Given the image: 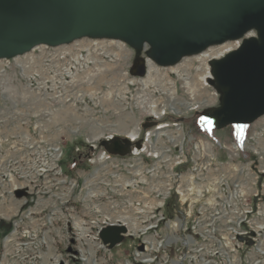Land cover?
<instances>
[{
    "label": "rangeland",
    "instance_id": "rangeland-1",
    "mask_svg": "<svg viewBox=\"0 0 264 264\" xmlns=\"http://www.w3.org/2000/svg\"><path fill=\"white\" fill-rule=\"evenodd\" d=\"M111 41L117 40L85 37L56 49L47 47L54 49L53 60L61 64V69L54 70L53 77L44 71L36 72L37 77L42 75L45 81L54 79L60 84L68 62L71 69L72 55L73 63L81 65L55 94H48L45 83L21 74L22 58L6 61L12 69L0 73V264H199L201 252H234L242 261L237 264L264 260V249L261 252L255 245L260 239L264 241V235L257 233L254 242L253 234L243 240L239 236L240 230L257 229L259 212L246 217L251 207L264 212V116L250 127L252 138L246 149L252 150L253 157L245 161L231 145V140L238 138L237 126L219 129L202 113L206 107L218 105L223 96L211 74L212 62L238 49L239 41L219 57L213 54L205 62L200 60L214 49H224L226 43L195 56L199 61L190 63L188 57L173 69L159 68L158 73L154 70L156 64L153 69L151 63L148 65L150 50L146 52V48H130L103 58L101 50L117 49ZM63 51L72 53L68 60L61 56ZM83 51L85 60L76 63L74 56ZM30 54L39 56L40 61L21 63L24 72L33 70V64L37 68L48 62L47 52L42 55L35 48ZM85 64L89 66L85 68ZM199 72L208 73L207 80L202 81ZM144 122H149L148 128L143 127ZM131 132H141L148 140L147 151L140 155L144 158L142 164L133 155L98 159L103 151L98 144L105 135L125 136ZM216 138L227 143V153L211 144ZM55 144L64 150L56 169H62V173L54 170L42 174L44 167L52 170L51 164L45 165L46 153ZM183 144L188 161L185 156L179 165L177 155ZM91 155V161L85 159ZM80 156L85 160L73 166L72 160ZM139 170L143 174L138 175ZM174 171L184 177H176ZM89 179L92 183L87 186ZM162 180L169 181L174 192L165 206L159 207L162 189L154 188ZM234 183L241 189L236 197ZM17 185L22 189L15 188ZM182 187L187 196L183 202L176 201L175 190ZM18 190L25 193L19 196ZM246 202L252 205L245 206ZM202 204L205 227L211 232L202 235L199 248L206 250L181 251L182 239L191 236L194 242L197 237L191 228L196 226ZM243 206L247 207L245 211ZM159 210L167 218H174H168L170 221L165 220L154 231L150 227ZM185 214H189L187 224L181 227ZM236 218L238 221L233 222ZM245 218L246 226L240 224ZM106 220L127 222L129 235L121 244L109 247L100 232L97 236ZM234 228L238 238L232 241ZM173 235L176 243L170 247L165 239ZM134 252L143 255L145 261L154 260L133 261Z\"/></svg>",
    "mask_w": 264,
    "mask_h": 264
},
{
    "label": "water",
    "instance_id": "water-1",
    "mask_svg": "<svg viewBox=\"0 0 264 264\" xmlns=\"http://www.w3.org/2000/svg\"><path fill=\"white\" fill-rule=\"evenodd\" d=\"M252 29L257 36L245 38L238 49L213 61L222 102L204 115L217 128L250 124L264 115V0H0V58L39 44L93 37L124 40L137 49L149 42V55L169 66ZM132 145L121 136L100 141L109 153L122 156ZM136 146L141 147V141ZM24 193L17 191L19 196ZM125 233L126 226L110 224L101 238L113 247Z\"/></svg>",
    "mask_w": 264,
    "mask_h": 264
},
{
    "label": "built area",
    "instance_id": "built-area-1",
    "mask_svg": "<svg viewBox=\"0 0 264 264\" xmlns=\"http://www.w3.org/2000/svg\"><path fill=\"white\" fill-rule=\"evenodd\" d=\"M42 46H44V47H41V48H38L37 47L36 49L40 50V52H41L42 55H44V53L47 52L48 56H51L52 57V59L49 58L48 56L45 57V60L48 61L45 64H50L48 67H46V65L44 64L45 67L42 65V66H38L36 68L35 64H33V70H30L28 73L27 72H24L23 71V67H21V65H22L21 63L22 62L25 63L29 59H31L29 61H35V63H39V61L37 60V58L39 56L29 53V54H26L24 56H20V58H22V59H20L19 68L21 69V71H22L21 74L24 77H27L29 79H32L33 81H40L43 84L45 83L47 85L45 89H49L48 94H55L57 92V87H59V85L66 84V82L68 81L67 79L68 78H72L80 70L81 65L80 64L73 63V59L74 58H73L72 53H68V52L63 51L61 53V56L64 58V60H68V57L72 55L71 56L72 60L70 62H72L71 65L73 67H71V72L68 70V66H69V62H68L67 66H64V68H63L64 69L63 73L61 72L63 74V78H62L60 84H57L54 79H51L50 81H45L44 80V77L42 75H40L39 77H37L36 76L37 75L36 72L42 73V71H44V72H46L45 75H47V73L50 71V74H48V76L50 75V76L53 77L54 76V75H52L53 74V71L54 70L61 69L60 68L61 67V64H59V62H57V61H54L53 60L54 59V56L51 54L53 52V50L56 49V48H58V47H55L54 49H48V48H51V47H48V46H45V45H42ZM81 53L83 54L84 51L81 52ZM101 54H102L103 58L107 55L106 53H104L103 50H101ZM18 58L19 57L15 58L14 60L16 61ZM24 58L27 59V60H25ZM84 60H85V58H83L82 61H84ZM90 61L93 63V60H90ZM86 65L87 64H85V68L89 66V65H87V66ZM9 67H10V64L8 62L3 63V65L0 64V68H2V70H3L0 73H4L6 71V68H7V70H11L12 68H9ZM50 82H52V85L51 86H49V83ZM65 100L68 101V100H70V98L65 99ZM111 136L112 135H107V137H111ZM134 138H136V137L133 136V139ZM147 143H148V141H147ZM147 143L145 144V146L142 149L135 148L134 151H133V156H135L137 158H140L138 164H142L143 161H144V158L142 156H140V155H141L142 152L147 151V149H148L147 148ZM163 148H165V145H163ZM196 148H197V152H200V148H199V145L198 144H197ZM46 154H47L46 156H47L48 162L45 165L51 164L52 167H53V169L46 171L45 170V167H44V169L42 170L43 171L42 174H44L45 172H51V171H54V170L58 169V167L60 166L59 165L60 164L59 162H60V160L62 159V157L64 155V150H63V148H62V146L60 144H55L54 146H52V147L49 148V150H48V152ZM155 155H158V153L156 152ZM185 156H186V148L184 147V144H183V146L180 148V150H178V155H177L178 160H177V164H179V165L182 164V162L184 161L183 158ZM111 157H112L111 155L102 153V154H100L98 156V159L101 160V159H106V158H111ZM187 157L188 156L185 157L186 158L185 161H188ZM212 163H210V164H212ZM133 166H134V164H131V167H133ZM46 168H48V167H46ZM194 169L196 170L197 167H195ZM56 173L57 174L58 173H62V169H61V172H57V170H56ZM137 174L138 175H141V174H143V172L141 170H139ZM174 175L176 177H179V178L184 177V174L183 173L180 174V172H178V171H174ZM96 177H97V175H96ZM194 180H195V178H194ZM90 183H92V181L89 179V181H87V186H89ZM128 184H129V181L126 182V185H128ZM74 185H76V183H74ZM19 187H22V186H18L17 185L15 188L22 189V188H19ZM239 187H240V184H235L234 183V187L232 188L234 190V192H235L234 197H236V193L239 190H241ZM154 189L155 190L162 189V193L158 194V196L161 195V194H163L162 197H161V199H163V200H162L161 203L158 204V206L159 207L160 206L161 207L162 206H165L167 199L173 196V192H174L173 191V186H171V183L169 181L162 180V181H160V184H158ZM184 189L185 188L182 187L181 189H176L175 190L176 193L179 196L178 200H180L182 202H183V199L187 196V193H186V191ZM190 189H191V187H190ZM194 189L196 190L195 187H194ZM197 189H199V188H197ZM216 196L214 197L215 199L217 198ZM209 201L211 203V200H209ZM244 205L245 206H249V205H252V204H250L249 202H246V203H244ZM158 206H156V207H158ZM245 206H243V208H244L243 211H245L247 209V207H245ZM255 211H258L259 212V215H260V220L256 223L257 229H255L253 231H250V232H248V230H240L239 231V236H242V237H250L253 234L254 235L253 242L255 241V236H256L257 233L260 232L262 235H264V232H262L264 230H259V227L260 226H264V220H263L264 219V212L262 211V209L261 210H258L257 206H256V208L251 207V210H248V212L246 213V217H248L249 214L251 215ZM178 212L176 213V215L178 214ZM198 214H199V216H198V220L196 221V226H192V228H191L192 231L197 235V237H196V239H195L194 242H193V239H192L191 236H188V237L182 239V241H181V243L179 245V250H181V251H183L185 249H188V250H192L195 253H198L203 248L206 250V248L203 247V246H201L199 248V243H200V240L202 238V235L203 234L204 235L205 234L207 235L209 232H211L210 230H208L205 227L206 213H205V206L203 204L201 205V208H200ZM188 216H189V214H185L184 215V219H182L180 221L181 227H183V226H185L187 224V217ZM154 217L156 218V221L150 227L154 231L157 230L158 227H159V225L162 222H164L165 220H166V223L168 221H170V219H168V218H174V217H168L167 218L165 215H163L162 212H160V210L157 213H154ZM239 218L241 219V216ZM232 221L233 222H237L238 221V218L233 219ZM246 221H247V218L243 219L240 222V224L241 225L243 224V225L246 226ZM110 223H112V222L106 220L104 226H106V225H108ZM214 225L216 226V224H214ZM104 226H103V224L99 226V228H98L99 230H98L97 236L99 235L100 230ZM197 227H198V231L196 230ZM185 229L186 230H189V227H186ZM214 229H216V228H214ZM237 232H238V230H236V229L231 232L232 235H231V238L230 239L232 241L237 240V238H238V236H236V233ZM165 240L167 241V243H169V246L170 247L174 243H176V241H175L176 239H175L174 235L171 236V237L169 236L168 239H165ZM231 244H232V242H231ZM255 245H256V249H258V250H260L262 252L261 249H264V241L262 239H260V240H258V243H256ZM209 253H211L212 255H208L205 252H201L200 253V255H199V258H200L199 264H237V263H241L242 262L241 260H239V259L236 258V255L234 254V252H209ZM248 253H251V252H248ZM167 256H168L167 260L169 261V254L168 253H167ZM252 256L253 255L251 253V255L249 257L251 258ZM209 259H212V260H209ZM132 260L133 261H139V260H141L142 262H145L146 263L147 261L154 260V257L151 260L145 261V259L143 258V255H140L139 252H134V254L132 256ZM254 262H255V264H264V260L263 259L254 260Z\"/></svg>",
    "mask_w": 264,
    "mask_h": 264
},
{
    "label": "bare ground",
    "instance_id": "bare-ground-1",
    "mask_svg": "<svg viewBox=\"0 0 264 264\" xmlns=\"http://www.w3.org/2000/svg\"><path fill=\"white\" fill-rule=\"evenodd\" d=\"M114 44L115 45V43L117 44L116 46V50H113V49H109V50H105L104 51V53H106L107 55H110V53H112L113 55H118V54H120V53H124V52H126L127 50H129L131 47H129L127 44H125L124 42H122V41H119V40H117V41H111V44ZM65 45V44H64ZM89 45H91V43H89ZM120 45H125L126 47H127V49H124L122 46H120ZM227 45V46H226ZM60 46H63V45H60ZM224 46V49H220V48H218V49H214V50H212L211 51V54L209 55V56H204V57H202V58H200V60H202V62H205V61H207L206 59H208V57H213V54L215 55V56H218L219 57V55L221 56L224 52H225V50L227 49V48H232V47H234L235 48V44L234 43H231V42H226V44L225 45H223ZM222 46V47H223ZM40 47H44V46H40ZM40 47H38V48H40ZM105 49V48H104ZM133 50V49H132ZM232 52V51H231ZM230 53V52H229ZM27 54H29V53H27ZM207 54V53H206ZM24 55H26L25 53H24ZM23 54H22V56H24ZM20 56L21 55H19L18 57L20 58ZM82 56H83V58H85L84 57V55L81 53V54H78V55H76V56H74L75 57V62L76 63H79L80 61H82L83 60V58H82ZM111 56V55H110ZM217 57V58H218ZM186 58H188V57H186ZM194 58V59H193ZM190 59V63L192 62V63H194V61H196V60H198V58H195V57H191V58H189ZM222 59V58H221ZM40 61V60H39ZM199 61V60H198ZM44 63V62H43ZM189 63V64H190ZM22 64H23V62H22ZM37 64H39V63H37ZM188 64V63H187ZM188 64V65H189ZM191 65L192 64H190V66L189 67H191ZM204 65V64H203ZM212 65H213V62H212ZM174 66L175 65H169V66H167V68L169 67H172V69L174 68ZM193 66V65H192ZM71 67H73V66H71ZM153 65H151V68L153 69ZM185 67V66H184ZM156 68V67H155ZM159 68H161V67H157L156 69H154L155 71H157V73L159 72ZM202 69H203V67H201ZM185 69V68H184ZM183 70V69H182ZM186 70H188V68L186 69ZM186 70H183V72L186 74ZM70 72H71V69L69 70ZM200 71V70H199ZM206 72V71H205ZM205 72L204 73H202L201 74V72H199L201 75H203V77H202V81L204 80V79H206L207 80V74L208 73H206L205 74ZM53 73H54V71H53ZM48 74H50V71L48 72ZM190 74V73H189ZM205 74V75H204ZM211 74H213V71L211 72ZM54 75H56V74H54ZM187 76V75H186ZM214 76V75H213ZM186 78V77H185ZM48 81H50V80H48ZM189 84V83H188ZM193 85V84H192ZM190 88V87H189ZM200 89V88H199ZM195 91V93H197V91H198V89H196V90H194ZM174 101V100H173ZM204 102V101H203ZM173 104V103H172ZM174 104H175V102H174ZM181 104H184L185 105V103L183 102V103H181ZM203 104V103H202ZM204 104H205V102H204ZM211 104V103H210ZM209 104V105H210ZM174 107V106H173ZM177 107V106H176ZM131 134L134 136V135H137L136 133H134V132H131ZM171 136H173V135H171ZM208 145V144H207ZM212 147V146H211ZM95 149V148H94ZM96 150V149H95ZM51 168L53 169V167H52V165H51ZM129 183H130V181H129ZM130 185V184H129ZM199 188L201 187V186H198ZM195 192H198L199 193V191H197V190H195ZM184 200H185V198H184ZM121 221H124V220H121ZM127 223V222H126ZM80 224V223H79ZM130 229V228H129ZM259 230H264V226H260L259 227ZM262 232H264V231H262Z\"/></svg>",
    "mask_w": 264,
    "mask_h": 264
},
{
    "label": "flooded vegetation",
    "instance_id": "flooded-vegetation-1",
    "mask_svg": "<svg viewBox=\"0 0 264 264\" xmlns=\"http://www.w3.org/2000/svg\"><path fill=\"white\" fill-rule=\"evenodd\" d=\"M83 159V158H80V160Z\"/></svg>",
    "mask_w": 264,
    "mask_h": 264
}]
</instances>
